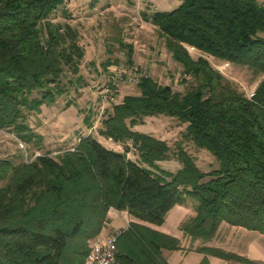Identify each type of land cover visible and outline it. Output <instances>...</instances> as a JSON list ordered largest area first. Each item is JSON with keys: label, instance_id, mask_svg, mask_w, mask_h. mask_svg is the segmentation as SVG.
Returning a JSON list of instances; mask_svg holds the SVG:
<instances>
[{"label": "trees", "instance_id": "obj_1", "mask_svg": "<svg viewBox=\"0 0 264 264\" xmlns=\"http://www.w3.org/2000/svg\"><path fill=\"white\" fill-rule=\"evenodd\" d=\"M66 1L0 0V129L38 147L43 135L29 125L30 114L70 92L67 82L72 75L80 80L85 56L78 28L53 20ZM148 18L195 84L180 92L151 74L143 77L140 93L114 104L99 129L123 144L122 151L88 134L56 155L48 151L30 162L0 158V264H84L89 242L112 221L111 209L162 225L188 198L196 214L180 227L192 240L210 241L223 222L264 234V77L248 96L207 57L188 50L264 75V4L181 0ZM156 115L186 123L185 135L218 166L202 170L182 145L175 155L181 168L161 166L171 158V145L134 129ZM119 239L122 264H169L162 249L181 248L179 238L135 220ZM197 250L206 254L200 264H209L207 255L264 264L217 246Z\"/></svg>", "mask_w": 264, "mask_h": 264}, {"label": "rangeland", "instance_id": "obj_2", "mask_svg": "<svg viewBox=\"0 0 264 264\" xmlns=\"http://www.w3.org/2000/svg\"><path fill=\"white\" fill-rule=\"evenodd\" d=\"M259 1L264 4V0ZM180 2L181 0H67L55 11L53 20L67 21L80 32L81 44L85 47L79 71L80 80H76L77 76L70 73L73 76L72 83L67 80L70 92L58 97L55 102L43 104L40 111L30 114L29 125L43 135L42 147H38L34 141L22 140L12 129H0V158L30 162L37 155L48 151L56 155L72 148L78 143L80 136L88 134L94 135L110 148L124 150L123 144L99 133L103 119L112 112L114 104L122 102L126 95L140 93L138 83L127 79L114 83V73L118 69L123 70L127 76L135 72L151 74L160 83L169 84L180 92H185L195 84L193 77L183 74L182 64L172 57L156 25L148 18L153 12L171 10ZM188 50L194 58L201 55L207 57L214 68L248 96L253 94L264 77L248 65L220 60L192 46H188ZM186 78L187 81H184ZM86 117H89L91 126L85 122ZM186 126V123H181L177 118L156 115L146 116L144 122L134 126V129L168 141L172 154L169 160L160 162L164 168L172 171L181 168L182 164L175 157L179 145L195 158L202 170L217 167L215 156L207 149L196 146L185 135ZM128 155L137 158L134 151ZM187 200L193 202L192 198ZM111 210L114 214L122 215L123 212L114 208ZM127 217L132 218L131 215ZM126 219L114 230L109 229V225L103 228L99 236L89 242V248L97 240L111 237L117 230L123 233L130 223ZM233 228L227 222L221 224L210 241L197 239L199 243L196 248L208 245L232 252L247 249L248 235L245 234L248 232L238 227ZM189 244L186 249L190 251L195 245L190 241ZM118 248L120 250L119 244ZM239 263L232 260V264Z\"/></svg>", "mask_w": 264, "mask_h": 264}, {"label": "crops", "instance_id": "obj_3", "mask_svg": "<svg viewBox=\"0 0 264 264\" xmlns=\"http://www.w3.org/2000/svg\"><path fill=\"white\" fill-rule=\"evenodd\" d=\"M195 214L196 211H195L194 203L187 200L183 204H177L176 206H174L167 214L165 222L162 225L147 223L141 220H137L133 217L128 218L127 216L129 214L127 215L126 211H123L122 215L111 213L112 221L109 224L108 228L111 230L116 229L119 225H122V223H124L123 219L126 218H127L126 220L129 219L130 221L135 220L137 222L144 223L147 226H150L154 229H157L159 231H162L164 233H167L171 236H175L180 239L181 241L180 249L178 250L162 249V254L164 258L169 262V264H200L201 261L206 256V254L197 250L196 245L199 243V241L198 240L192 241L191 237L186 235L180 227L183 221H185L187 218L194 216ZM232 226L234 227L233 229H236L235 227H238V229H244L248 233H251V234L248 233L245 234L248 235L247 238L248 240H246V243L248 245L247 249L245 250L240 249V251H236V252L253 259L264 261V234L253 230L251 231L247 230V228L245 229V227L242 226H236V225L235 226L232 225ZM189 241L191 244L195 245L190 251L186 249V247L190 246ZM207 257L209 259V264H232V260H227L218 256L207 255Z\"/></svg>", "mask_w": 264, "mask_h": 264}, {"label": "built area", "instance_id": "obj_4", "mask_svg": "<svg viewBox=\"0 0 264 264\" xmlns=\"http://www.w3.org/2000/svg\"><path fill=\"white\" fill-rule=\"evenodd\" d=\"M148 73L135 72L132 75H125L123 70L118 69L114 73V83L127 79L134 83H138L143 77H147ZM122 234L121 230L114 232L107 239H100L94 242L86 255V264H122L119 260L118 240Z\"/></svg>", "mask_w": 264, "mask_h": 264}]
</instances>
